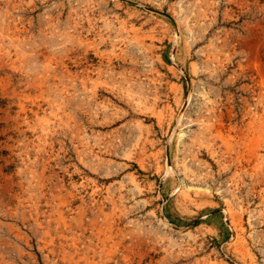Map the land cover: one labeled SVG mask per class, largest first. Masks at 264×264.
Masks as SVG:
<instances>
[{
	"label": "rangeland",
	"instance_id": "1",
	"mask_svg": "<svg viewBox=\"0 0 264 264\" xmlns=\"http://www.w3.org/2000/svg\"><path fill=\"white\" fill-rule=\"evenodd\" d=\"M0 264H264V0H0Z\"/></svg>",
	"mask_w": 264,
	"mask_h": 264
}]
</instances>
